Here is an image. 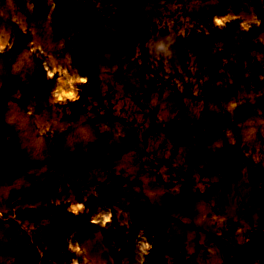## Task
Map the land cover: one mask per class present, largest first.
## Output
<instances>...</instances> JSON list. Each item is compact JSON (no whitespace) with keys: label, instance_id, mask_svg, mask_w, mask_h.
<instances>
[{"label":"rangeland","instance_id":"374dc122","mask_svg":"<svg viewBox=\"0 0 264 264\" xmlns=\"http://www.w3.org/2000/svg\"><path fill=\"white\" fill-rule=\"evenodd\" d=\"M14 32L0 264H236L264 233V0H0V53ZM168 35L173 58L153 60L148 42ZM89 149L108 161L55 163Z\"/></svg>","mask_w":264,"mask_h":264},{"label":"water","instance_id":"95a60500","mask_svg":"<svg viewBox=\"0 0 264 264\" xmlns=\"http://www.w3.org/2000/svg\"><path fill=\"white\" fill-rule=\"evenodd\" d=\"M145 0H132L135 6H140ZM150 21L147 17H136L131 21L132 38L134 41H143L150 36ZM183 54L178 56L182 60ZM219 65V60L209 62V71L214 73ZM13 140H16L12 136ZM108 156L98 150H87L81 152H67L57 157L55 163L59 167L83 168L86 166H96L108 161ZM22 215L27 218L36 219L40 216V211L33 208H25ZM264 246V233L261 232L253 239L242 243L235 252L236 264H247L255 251Z\"/></svg>","mask_w":264,"mask_h":264},{"label":"clouds","instance_id":"9594fccd","mask_svg":"<svg viewBox=\"0 0 264 264\" xmlns=\"http://www.w3.org/2000/svg\"><path fill=\"white\" fill-rule=\"evenodd\" d=\"M175 42L173 35L153 38L148 42V53L153 60H171L174 56Z\"/></svg>","mask_w":264,"mask_h":264},{"label":"bare ground","instance_id":"6f19581e","mask_svg":"<svg viewBox=\"0 0 264 264\" xmlns=\"http://www.w3.org/2000/svg\"><path fill=\"white\" fill-rule=\"evenodd\" d=\"M15 46V45H14ZM14 46H13V48L11 49V51H10V53L12 52V50L14 49ZM62 91V90H61ZM61 95V94H60ZM81 132V131H80ZM102 219V218H101ZM108 219V218H107ZM107 219H105V217H104V220L105 221H107ZM99 221H100V219H96V220H94V221H92V223H99ZM102 221V220H101Z\"/></svg>","mask_w":264,"mask_h":264}]
</instances>
